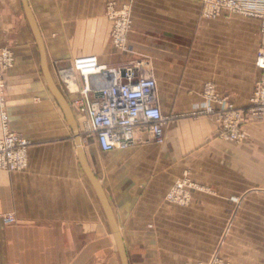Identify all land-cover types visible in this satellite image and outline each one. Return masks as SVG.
<instances>
[{
    "label": "crops",
    "instance_id": "crops-1",
    "mask_svg": "<svg viewBox=\"0 0 264 264\" xmlns=\"http://www.w3.org/2000/svg\"><path fill=\"white\" fill-rule=\"evenodd\" d=\"M27 2L52 78L61 60L94 55L101 64H117L107 55L109 24L101 14L102 0ZM187 3L189 13L176 8L173 14V29L167 34L172 44L137 48L151 57L161 113L175 118L189 114L202 101L204 83L214 84L219 94L244 107L256 74L258 22L238 16L199 19V2ZM0 45H9L15 55L5 72L11 128L32 141L24 172L0 171V264H121L109 220L71 157L68 141L38 142L46 127L33 125L31 118L39 115L37 100L46 97L47 84L20 0H0ZM175 118L165 125L161 145L143 134L123 151L103 152L93 143L85 148L128 264L205 261L233 207L231 198L238 199L239 209L261 211L256 204L261 196L246 189V144L217 138L215 124L206 116ZM231 161L236 178L213 174H221L220 165ZM185 170L211 189L195 191L192 203L182 207L167 202L165 194ZM3 214H12L14 223L4 224ZM220 253L231 264H264V246L258 244L227 238Z\"/></svg>",
    "mask_w": 264,
    "mask_h": 264
},
{
    "label": "rangeland",
    "instance_id": "rangeland-1",
    "mask_svg": "<svg viewBox=\"0 0 264 264\" xmlns=\"http://www.w3.org/2000/svg\"><path fill=\"white\" fill-rule=\"evenodd\" d=\"M187 2L189 0H102L101 14L109 24V52L107 55L116 59L117 64L114 67L143 59L149 61L153 73L151 57L139 52L137 48L146 47L149 49L150 47H156L160 49L162 46L172 44L173 38L167 34L170 33V30L172 32L173 29V14L177 11L176 8H180L182 14L189 13V4ZM197 2H199V19L210 20L219 16H238L254 19L259 25L257 49L253 58V66L256 74L250 96L244 107L235 106L232 101L228 100L226 95L219 94L214 84L204 83L200 92L202 101L200 104H195L189 114L176 116V118L173 115H166L168 117L167 122L180 117L188 116L189 118L197 119L206 116L214 122L217 138L232 145L246 144V189H252L261 196L256 202L258 206H261V211L253 212L248 210V207L246 209L247 211L239 209L240 202L238 199L231 198L233 207L227 213L228 216L227 218L225 217L226 219L222 229L220 231L218 230V236H215L213 252L207 260L195 263L231 264L220 253V249L227 238L231 241L240 240L246 244L250 243L258 244L261 247L264 246V101L259 98V93L264 89V71H259L255 65L256 58L261 49V40L264 38L262 33L264 24H262V18L254 17L253 13L248 12L257 11L264 15V0H197ZM116 32H122L121 38L120 35L117 36L115 34ZM135 37L137 39L139 38L140 41ZM75 59L61 60L57 64L56 70H54L53 81L65 99L73 121L78 128L81 116L71 100L79 97L83 80L75 76L77 83L75 88L68 89L60 75V70L70 68ZM14 61L15 55L10 46L0 45V137L1 133H3L1 114H5L8 132L24 138L29 142L26 149V167L20 171H9L0 168V171L7 173H20L28 168V150L32 145L30 137L12 130L10 116L7 110L5 72L13 66ZM42 99L44 100L38 101L36 99L39 105V115L31 118L33 125H37L39 128L41 125H45L46 127L45 135L42 136L40 134L43 139L40 138L38 141L39 144L53 140L68 141L70 144V155L80 170L81 168L76 157L73 133L68 127L63 113L48 87L46 97ZM167 122L163 126L162 142L159 143L152 139L149 140H152L157 145H161L164 142V127ZM81 143L84 152L86 146L91 143L94 144V142L87 143L82 140ZM231 164H233V161L230 164L220 165L219 170H221V174H218L219 172H214L213 174L221 178H226L227 176H230V179L236 178V168L233 169ZM209 167L211 170H218L217 165V168H215L214 164H210ZM208 189L210 191L211 188L196 182L191 173L185 170L168 189L165 194V200L169 203L185 207L192 203L195 191ZM212 191L214 192L215 190ZM171 194L174 198H171ZM8 217L13 218V215L3 214L1 220L6 225L13 224L14 220L12 222L4 221ZM244 225H250L252 227H243Z\"/></svg>",
    "mask_w": 264,
    "mask_h": 264
},
{
    "label": "built area",
    "instance_id": "built-area-1",
    "mask_svg": "<svg viewBox=\"0 0 264 264\" xmlns=\"http://www.w3.org/2000/svg\"><path fill=\"white\" fill-rule=\"evenodd\" d=\"M248 12L262 18L264 24V15ZM262 33L264 35V28ZM115 34L122 36V32ZM260 48L255 65L259 71H264V38ZM71 74L83 80L79 97L71 100L81 116L78 131L83 142H94L103 152L129 148L139 142L143 134L162 142L168 117L161 113L156 101V80L149 61L140 59L110 67L101 64L94 55L81 56L70 68L60 70L68 89ZM259 95L264 101V89ZM4 115L1 114L0 168L20 171L27 164L29 142L8 132ZM13 220L12 217L4 219L5 222Z\"/></svg>",
    "mask_w": 264,
    "mask_h": 264
},
{
    "label": "water",
    "instance_id": "water-1",
    "mask_svg": "<svg viewBox=\"0 0 264 264\" xmlns=\"http://www.w3.org/2000/svg\"><path fill=\"white\" fill-rule=\"evenodd\" d=\"M20 2L22 4V8H23L25 17L27 19V22L29 24V27L31 29V32L34 36L35 42H36L37 47H38L41 70H42L43 76L45 78L47 87H48L49 91L51 92L52 96L54 97L55 101L57 102L58 106L60 107V109L63 113V116L65 118V121L73 133V139H74L75 151H76V157H77L78 163H79L83 173L86 175L87 179L89 180L90 184L92 185V187H93V189H94V191H95V193L99 199V202H100V204H101V206H102V208H103V210L107 216V219L109 220L111 230L115 236L116 247H117L120 263L121 264H128L125 249H124V246L121 242L120 235L118 232V228L116 226V223H115L112 211H111V207H110L109 202L107 200V197L104 193V190L101 186V183L99 182L97 177L94 175L93 171L91 170V168L87 162L85 152L83 149V145L81 143V138H80L79 133H78V128H77L75 122L73 121V118L71 116V113L69 111L67 103L65 102V99L63 98V96H62L61 92L59 91L58 87L56 86V84L54 83L53 78L49 72L47 60H46V54H45L44 45H43V40L41 38V35H40L39 29L37 27L33 13L31 11L29 5H28L27 0H20Z\"/></svg>",
    "mask_w": 264,
    "mask_h": 264
},
{
    "label": "bare ground",
    "instance_id": "bare-ground-1",
    "mask_svg": "<svg viewBox=\"0 0 264 264\" xmlns=\"http://www.w3.org/2000/svg\"><path fill=\"white\" fill-rule=\"evenodd\" d=\"M76 80H75V77L71 74V76H70V81H69V85H70V87L69 88H71V89H73V88H75V86H76ZM79 133V132H78ZM86 176V175H85ZM87 178V177H86ZM89 181V180H88ZM90 183V182H89ZM91 185V184H90ZM92 186V185H91ZM93 188V187H92ZM94 190V189H93Z\"/></svg>",
    "mask_w": 264,
    "mask_h": 264
}]
</instances>
